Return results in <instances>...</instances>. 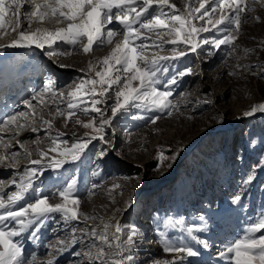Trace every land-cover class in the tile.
<instances>
[{
  "label": "rangeland",
  "instance_id": "374dc122",
  "mask_svg": "<svg viewBox=\"0 0 264 264\" xmlns=\"http://www.w3.org/2000/svg\"><path fill=\"white\" fill-rule=\"evenodd\" d=\"M0 116V264H264V0H0Z\"/></svg>",
  "mask_w": 264,
  "mask_h": 264
},
{
  "label": "bare ground",
  "instance_id": "6f19581e",
  "mask_svg": "<svg viewBox=\"0 0 264 264\" xmlns=\"http://www.w3.org/2000/svg\"><path fill=\"white\" fill-rule=\"evenodd\" d=\"M25 124V123H24ZM24 124H22V125H24ZM21 125V126H22ZM5 133V132H4ZM2 134H3V132H2ZM18 133L17 132H12V133H10V135L11 136H16ZM7 144V142H4V143H1L0 144V150L1 151H5V149L4 148H6L5 147V145ZM4 159H6L5 158V153L3 152L2 154H0V162H2ZM2 184V183H1ZM1 192V191H0Z\"/></svg>",
  "mask_w": 264,
  "mask_h": 264
}]
</instances>
